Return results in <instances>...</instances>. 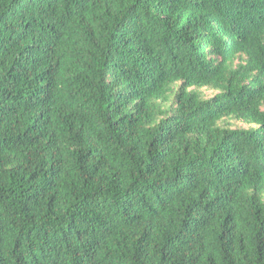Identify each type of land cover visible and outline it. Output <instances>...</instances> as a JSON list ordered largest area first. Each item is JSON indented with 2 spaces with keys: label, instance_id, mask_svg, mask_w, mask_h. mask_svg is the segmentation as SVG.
Here are the masks:
<instances>
[{
  "label": "trees",
  "instance_id": "obj_1",
  "mask_svg": "<svg viewBox=\"0 0 264 264\" xmlns=\"http://www.w3.org/2000/svg\"><path fill=\"white\" fill-rule=\"evenodd\" d=\"M263 198L264 0H0V264H264Z\"/></svg>",
  "mask_w": 264,
  "mask_h": 264
},
{
  "label": "rangeland",
  "instance_id": "obj_2",
  "mask_svg": "<svg viewBox=\"0 0 264 264\" xmlns=\"http://www.w3.org/2000/svg\"><path fill=\"white\" fill-rule=\"evenodd\" d=\"M200 91H201L200 93L202 94V96L206 99L212 97L216 93V92L209 90V89H201ZM228 123H229L230 127H232V128H244V129L248 128L247 125L243 124L240 121L234 120V119L229 120ZM263 200H264V198H263Z\"/></svg>",
  "mask_w": 264,
  "mask_h": 264
}]
</instances>
